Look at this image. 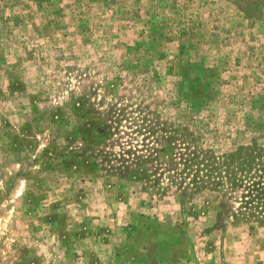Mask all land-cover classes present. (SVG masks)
Segmentation results:
<instances>
[{
    "label": "rangeland",
    "instance_id": "rangeland-1",
    "mask_svg": "<svg viewBox=\"0 0 264 264\" xmlns=\"http://www.w3.org/2000/svg\"><path fill=\"white\" fill-rule=\"evenodd\" d=\"M0 264H264V0H0Z\"/></svg>",
    "mask_w": 264,
    "mask_h": 264
},
{
    "label": "trees",
    "instance_id": "trees-1",
    "mask_svg": "<svg viewBox=\"0 0 264 264\" xmlns=\"http://www.w3.org/2000/svg\"><path fill=\"white\" fill-rule=\"evenodd\" d=\"M240 152L238 153H235V154H230L228 155L229 156V159L226 160V166L229 167L230 166V163L233 161V160H238L240 157ZM195 158H190V159H185L184 161L187 162V163H191ZM240 164V162H239ZM196 184V187L195 188H198L197 186H199V183L195 182Z\"/></svg>",
    "mask_w": 264,
    "mask_h": 264
}]
</instances>
